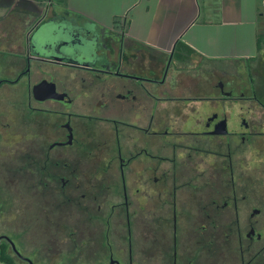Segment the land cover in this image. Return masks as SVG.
<instances>
[{
	"label": "rangeland",
	"instance_id": "rangeland-1",
	"mask_svg": "<svg viewBox=\"0 0 264 264\" xmlns=\"http://www.w3.org/2000/svg\"><path fill=\"white\" fill-rule=\"evenodd\" d=\"M36 49L41 50L40 43ZM67 55H70L69 52ZM170 56H162L155 72L147 68L141 71L138 65L129 66V73L134 75L156 80L165 77L164 84H139L128 76L114 78L116 82L111 84L113 93L116 90L126 93L131 89L135 100L129 103V108L120 100L112 98V104L106 111L85 113L88 108L79 105L81 99L78 101L83 114L100 118L92 120L90 125L88 119H81L82 129L79 128L75 141L71 145L54 148V151L67 149L71 153H79L81 182L78 204L66 203L65 199L64 203H59L48 190L45 200L50 202L47 201L46 205L38 194L28 193V152H31L32 147L40 146L39 142L43 139V147L47 148L64 130L58 126L63 114L57 116L56 113L45 112L30 118L27 106L31 90L33 94L51 100L38 107L66 111L71 103L59 105L63 94L56 91V85L75 90V78L87 74L82 71L67 74L64 75L67 81L60 80L57 83L47 80L55 79L51 74L53 71H45L48 65L37 63L32 64L34 71L29 81H22L11 89L7 85L0 88V236L8 237L22 257L38 264H107L110 256L119 264H129L130 260L131 264H170L169 259H163V254H159L163 255L160 258L154 256L156 245L151 239L139 241L142 225L135 222L132 226L133 246L129 260L126 228L120 213V162L117 148L120 147L123 158H127V148L131 150L128 153L135 154L144 143L151 144L146 147L149 151L159 148L162 156L170 157L174 153V145H163L166 141L162 135L157 139L154 137L153 143L149 142L146 135H141V129L130 128L135 125L149 132L157 131L158 135L165 126L170 127L169 137L177 143L176 163L185 162L183 168L186 169L212 168L217 161L227 162V158L224 159L222 155H230L234 170L245 180L241 187L247 193L239 190V196L246 194L247 197L245 201L241 199L239 202L236 215L239 224H232L234 214L223 212L222 223H218L211 232L217 233L218 248L222 252L221 264H242L255 253L264 255V44L254 59L244 61H208L192 55L188 61L181 62ZM167 58H170V62L163 76ZM131 60L128 59L129 62ZM144 62L148 67L150 61ZM55 76L59 78L57 74ZM123 84L129 88L121 87ZM121 106L128 114L123 109L118 110ZM142 106L144 112H141ZM152 106L157 111L156 118L147 123ZM212 112L227 118L230 135L214 137L200 133L205 130V118ZM138 116H141L140 123L135 121ZM101 118L102 121H98ZM121 120L130 123L129 129L121 125ZM150 163L138 158L128 168L147 167ZM102 169L108 170L106 178L86 176L92 170ZM30 194L34 200L32 205H29ZM252 205L260 209L259 221L253 227L256 233L261 234V238L249 242L245 234L250 227L247 216ZM193 211L197 216L200 208ZM153 226L148 224L144 229L152 231ZM159 226L161 230L165 229L162 223L156 225L157 228ZM170 228L168 226L166 230L170 231ZM200 228L198 222L191 224L192 234L196 236L187 246L190 245L192 252L197 248L194 238L199 239L197 233ZM3 239L0 238V242L7 241ZM7 252L15 264H29L12 250L10 243Z\"/></svg>",
	"mask_w": 264,
	"mask_h": 264
},
{
	"label": "flooded vegetation",
	"instance_id": "flooded-vegetation-1",
	"mask_svg": "<svg viewBox=\"0 0 264 264\" xmlns=\"http://www.w3.org/2000/svg\"><path fill=\"white\" fill-rule=\"evenodd\" d=\"M79 32L88 38H92V36L97 37L93 35L94 32L84 27L79 29ZM97 38L98 45L100 46L98 55H100L105 51L104 39H101L100 36ZM28 44V51L31 54L30 58H32V61H39L38 64H40L41 61V63L48 64H66L79 68L88 76L80 75L79 78H76V81H73V84L77 88L75 90L73 88H69L68 90L67 87L60 88L56 85L60 80L56 78L55 73H51L55 79L47 78L48 81L54 80L57 82L55 84L56 91L63 94L62 102H60L59 105L67 104V102L71 103L66 107V111H52L50 109L47 110L38 107V105L40 106L43 102L51 100H39V95L33 94L31 90L28 94L29 102L27 106V111L30 112V114H28L30 118L32 115L45 112L56 113L57 116L63 114V117H60L61 123H59L58 126L64 130L63 132H59V137L50 142L47 148L43 147L45 145V139H43L39 142L40 146L32 147L31 152H28V193L34 195L38 194L39 197L45 200V196L47 195L46 192L50 190L49 192L57 198L59 203H64L65 199L66 203L74 204L77 202L78 204L81 182L79 168L81 159L79 153H71L67 149L54 151L55 146L71 145L73 141H75L79 133V128L82 129L80 123L81 119H88L90 125L92 120L100 118L83 114L84 111H80L79 105L88 108V111L85 110V113L96 114L102 113L104 110L106 111L112 104V98L120 100V102L127 105L128 108L129 103H133L135 98L131 93V89L126 93H113L108 86V76H126V74L120 70L121 65L118 63V59L114 61L108 57V63H106L101 55L98 58L95 57L90 62H80L77 59L69 57H41L37 54V49L33 43L31 42ZM75 57L77 56L75 55ZM30 61L31 60H27L24 67L14 78L0 77V88L3 85H7L8 88L11 89L12 86H19L22 81H29L32 75V68L34 67ZM136 61L141 71L147 68L149 71L155 72L160 66V62H152L147 67L144 59L138 57ZM169 62L170 58H167L162 71L163 76L166 75ZM129 77L135 79L139 84L145 82V84H164L166 80L165 77L162 80H156L134 74L129 75ZM41 79L43 78L39 80ZM70 84H72V81ZM123 86L129 88L126 84H123L121 87ZM80 99L81 102L78 105ZM32 102L36 105H32ZM77 108L79 110H76ZM143 108L142 106L141 110ZM154 108L155 106H152L147 123L154 121V118H156L155 114L157 111ZM124 111L128 114L125 108ZM141 112L144 111L142 110ZM140 119L141 116H138L135 121L140 123ZM223 120H225L226 134L215 133V131H218L220 128L219 124ZM98 121H102V118L98 119ZM120 123L124 128L129 129L130 126L128 124L130 123L124 122V120H121ZM203 127L205 130L200 133L206 135L214 137L230 135L227 127V118L219 115L217 112H212L205 118ZM130 128H136V130H138V128L141 129V135H146V138L152 143L154 142V137L157 139L158 136L162 135L163 139L166 141L163 145H174V153H172L170 157L162 156L159 152V148L156 149L157 151H152L153 148L149 151L146 147L151 144L144 143L145 146L142 144L135 154L131 152L128 153L131 150H129L130 147L129 149L127 148L125 152L127 158H123V156L120 155V147L117 148L120 162L119 186L121 198L120 207H122L120 213L126 228L129 260L133 246L132 226L133 222H135L137 225H142L141 231L139 232V241L141 242L142 239L144 242L145 240L151 239L156 245L154 256L160 258L164 255L163 259H169L170 264H221L222 252L218 248L216 240L217 233L211 232L216 228L218 223H222L223 212L234 214L235 216L232 218L231 222L232 224H239V219L236 216L239 211V202L241 199L245 201L247 197L246 194H243L241 197L239 196V190L247 193L246 189L241 187V183L245 180H242L241 177L238 176V172L234 170L230 155H222L224 159L227 158V162L224 163L223 160L220 162L217 161L216 165L212 168L186 169L183 168V166H186L185 162H181L179 165L176 163L175 145L177 143H175L174 140L172 142V139L169 137L171 134L170 127L165 126L159 135L157 131L152 130V132H149L143 130V127L138 125L131 126ZM138 158L142 160V162L151 163L148 164L147 167L143 165L140 168H128L129 164ZM100 172L103 176L97 175L100 174ZM107 172L108 170L106 169H102L101 171L92 170L91 174L89 173L86 176L88 178L91 176L92 178L96 176L106 178ZM88 178L86 179L87 181H89ZM102 186H104L103 183ZM111 186L112 185L109 187L111 188ZM70 193H72L73 196H69ZM32 194L29 196V205L34 203ZM59 197L61 199H59ZM47 201L50 202V200L44 201L46 205L48 203ZM197 208H200V212L196 213V215H198L195 216L193 210ZM259 215L260 209L252 205L247 216V222L250 227L249 231L245 234L249 242L261 238V234L256 233L253 227V224L259 221ZM195 219L196 221H193ZM193 222H198L201 228L197 233L199 239L194 238L197 248L192 252L190 245L189 247L187 245L189 241H192L193 237L196 236V234H192L191 224ZM106 223H108L107 220ZM159 223H162L165 229L161 230L160 226L157 228L156 225H159ZM148 224L155 225L152 231L147 232L144 229V227H148ZM168 226H171L170 231L166 230ZM137 237L138 236H136V238ZM238 240H240V238H238ZM163 241H165L163 244L167 243L166 246L162 244ZM249 245L250 243L247 247H249ZM242 252L244 251L242 250ZM159 254L163 255L159 256ZM111 258L110 256L109 261ZM130 262L131 260L129 264H131ZM242 264H264V255H260V252L255 253L246 262H242Z\"/></svg>",
	"mask_w": 264,
	"mask_h": 264
},
{
	"label": "crops",
	"instance_id": "crops-1",
	"mask_svg": "<svg viewBox=\"0 0 264 264\" xmlns=\"http://www.w3.org/2000/svg\"><path fill=\"white\" fill-rule=\"evenodd\" d=\"M42 24L52 33L50 39L61 29L93 41L95 57L101 55L106 63L108 57L118 59L120 70L129 77L133 75L129 66L138 65L137 57L159 63L163 55L172 57L177 41L192 48V55L201 60L255 58L257 36L264 34V0H0L1 78L17 75L27 60L39 62L30 58L28 43ZM82 27L104 39V53L98 55V38L82 35ZM44 65L59 80L67 81L64 75L82 71L66 64ZM115 77L120 76L107 77L110 90Z\"/></svg>",
	"mask_w": 264,
	"mask_h": 264
},
{
	"label": "water",
	"instance_id": "water-1",
	"mask_svg": "<svg viewBox=\"0 0 264 264\" xmlns=\"http://www.w3.org/2000/svg\"><path fill=\"white\" fill-rule=\"evenodd\" d=\"M46 25L44 24L40 25L31 35V41L35 47L37 46L38 43H40L41 50H37V54L39 56L41 57L52 56L57 58L62 56H68L69 58H72L75 57L76 55L78 57L77 60H79L80 62H90L94 59L95 57L94 55L96 52L94 50L93 41L91 42L90 40L86 41L84 40V38H81L78 35L71 34V32L68 30L63 32L61 29H57L56 33L53 34L52 39H50L52 33H50V31L47 33L48 28H46ZM47 36H49V39H47ZM59 39H65L64 43L59 44L58 43ZM47 42H49V44ZM68 52L70 55H67ZM83 57H85V59H79ZM37 87L35 88V90H37ZM38 88H40V86ZM38 99L45 100L47 98L39 97ZM219 127L220 128L218 129V131H215V133L226 134L227 130L225 129V120L221 121ZM0 238H4L5 240H7L10 243L12 250L20 258L28 261L29 264H35L32 261H30L28 258L22 257L16 251L13 243L8 237L0 236ZM113 263L119 264L117 260H114L112 258L107 264H113Z\"/></svg>",
	"mask_w": 264,
	"mask_h": 264
},
{
	"label": "trees",
	"instance_id": "trees-1",
	"mask_svg": "<svg viewBox=\"0 0 264 264\" xmlns=\"http://www.w3.org/2000/svg\"><path fill=\"white\" fill-rule=\"evenodd\" d=\"M264 42V34L257 36V50L259 51ZM194 50L184 43L177 41L172 52V57L177 61L186 62L192 56ZM254 59V58H252ZM4 240V239H3ZM6 241V240H5ZM9 242H0V263L15 264L14 260L7 252Z\"/></svg>",
	"mask_w": 264,
	"mask_h": 264
}]
</instances>
